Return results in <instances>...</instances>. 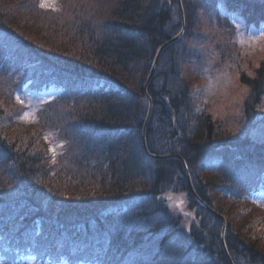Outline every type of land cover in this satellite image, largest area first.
Masks as SVG:
<instances>
[{
  "label": "trees",
  "instance_id": "1",
  "mask_svg": "<svg viewBox=\"0 0 264 264\" xmlns=\"http://www.w3.org/2000/svg\"><path fill=\"white\" fill-rule=\"evenodd\" d=\"M11 1L0 0L3 264H264V221L239 227L255 213L241 199L264 188V143L234 137L226 121L199 111L185 77L197 28L203 38L200 11L222 19L223 3L259 24L264 2L59 0V12H45L38 0ZM19 8L49 20L61 14V27L45 28L59 34V54L49 57L14 27ZM184 23L185 35L163 49L148 83L160 49ZM241 76L251 89L249 115L264 97V66ZM26 84L63 90L29 127L17 122L26 109L14 99ZM50 135L63 146L56 159L44 140ZM177 193L196 209L197 225L186 229L173 213L168 198ZM199 200L229 214L223 237V219Z\"/></svg>",
  "mask_w": 264,
  "mask_h": 264
},
{
  "label": "rangeland",
  "instance_id": "2",
  "mask_svg": "<svg viewBox=\"0 0 264 264\" xmlns=\"http://www.w3.org/2000/svg\"><path fill=\"white\" fill-rule=\"evenodd\" d=\"M258 1L264 2V0ZM16 3L18 6V1ZM38 3V8L45 12H59L57 10L62 8L59 0H38ZM42 4L45 6L41 7ZM216 9L222 19L217 12L207 10L199 12L200 25L204 32L203 38L198 34L197 28V38H192L193 41L189 46L191 57L186 64L185 77L192 85L193 103L199 111L211 114L222 123L226 121V127L231 130L234 137H247L250 140L264 143V97L256 107L252 108L253 113L250 110L249 115L246 114L245 104L251 94V89L241 79L242 74L246 78L253 77L254 73L264 66V22L250 23L238 11L227 10L223 3H220ZM46 17H50V20L35 16L31 10L26 12L19 8L15 16L17 22L14 27L27 36L34 46L39 47L49 57H53L59 54L58 52L63 48V42L59 34L53 36L52 31L45 32V28L47 23L50 26L60 23H56V19L61 17V14L57 17L52 15ZM58 27L61 26L58 24ZM0 82L2 86L3 80L0 79ZM62 93L51 87L42 92H36L29 88L28 84L21 90H16L14 94L16 103L26 109L17 122L24 127L31 126L36 122L42 106ZM44 140L49 146L50 155L56 159L63 150V146L58 144L53 135ZM219 162V159L211 161L207 169H212ZM168 203L184 228L188 229L199 223L196 209L190 207L184 194H171ZM241 203L245 207L251 204L255 213L253 215L246 213L247 215L239 220V227L242 228L244 224L251 222L252 217H259L258 223L264 221V215H262L264 188L241 199ZM232 207L227 205L229 213ZM260 210L262 212H259ZM220 215L227 225L230 220L229 214L220 213ZM0 264H3L1 259ZM22 264L49 263L41 262L36 258H27Z\"/></svg>",
  "mask_w": 264,
  "mask_h": 264
},
{
  "label": "water",
  "instance_id": "3",
  "mask_svg": "<svg viewBox=\"0 0 264 264\" xmlns=\"http://www.w3.org/2000/svg\"><path fill=\"white\" fill-rule=\"evenodd\" d=\"M181 10H182V9H181ZM182 11H183V10H182ZM182 17H183V21H184V16H183V14H182ZM185 32H186V26H185V23H184L183 31H182L177 37L173 38L170 42H168L166 45H164V46L160 49L159 54H158V56H157V59H156V61H155V64H154V66H153V70H152V73H151V75H150V78H149L148 83L151 81V79H152V77H153V75H154V72H155V70H156V67H157V64H158V61H159V58H160V55H161L163 49H164L166 46H168L169 44H171V43H173V42H176V41L180 40V39L184 36ZM148 83H147V84H148ZM151 114H152V104H150L149 114H148V117H147V119H146V125H145V129H144V134H143L145 148H146V142H145V131H146V127H147V125H148V123H149V120H150V118H151ZM156 157L159 158V159H166V158H168V156H165V157L156 156ZM185 173H186V176H187V179H188L189 187H190V189H191L193 195L197 198V196H196V194H195V191H194V189H193V185H192V182H191L190 174H189V172H188V169H187L186 165H185ZM197 199H198V198H197ZM199 201H200L201 205H202L203 207H205L208 211H210L211 213L215 214L216 216L222 218V216H221L220 214H218L216 211H214L212 208H210L209 206H207V205H206L205 203H203L201 200H199ZM222 219H223V218H222ZM223 221H224V219H223ZM224 223H225V222H224ZM225 229H226V223L224 224L222 237L224 236ZM231 264H232V263H231Z\"/></svg>",
  "mask_w": 264,
  "mask_h": 264
},
{
  "label": "snow or ice",
  "instance_id": "4",
  "mask_svg": "<svg viewBox=\"0 0 264 264\" xmlns=\"http://www.w3.org/2000/svg\"><path fill=\"white\" fill-rule=\"evenodd\" d=\"M44 6H45V5H43V4L41 5V7H44Z\"/></svg>",
  "mask_w": 264,
  "mask_h": 264
}]
</instances>
